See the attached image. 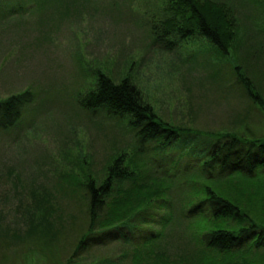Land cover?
Segmentation results:
<instances>
[{"label":"rangeland","instance_id":"obj_1","mask_svg":"<svg viewBox=\"0 0 264 264\" xmlns=\"http://www.w3.org/2000/svg\"><path fill=\"white\" fill-rule=\"evenodd\" d=\"M170 1L75 0L22 15L0 12V99L31 89L38 101L19 127L0 130V264H65L84 212L63 172L91 175L118 154H133L136 138L125 120L106 109L83 107L84 97L97 87L98 72L117 82L129 78L175 126L240 131V116H248L264 132V118L241 93L235 73L239 65L264 94V0H217L238 22L223 62L200 34L183 39L166 28L164 8ZM179 152L170 153L179 158ZM187 157L181 158L186 162ZM46 192L55 210L53 239L43 246L40 239L48 233L32 226L50 204L38 201ZM153 202L120 226L145 229L149 224L142 217L163 211ZM193 230L186 222L177 224L153 252L167 264H204L205 247ZM132 253L133 247L113 241L92 254L109 263L133 264ZM249 258L258 260L254 254ZM91 259L97 261L91 255L86 261Z\"/></svg>","mask_w":264,"mask_h":264},{"label":"trees","instance_id":"obj_2","mask_svg":"<svg viewBox=\"0 0 264 264\" xmlns=\"http://www.w3.org/2000/svg\"><path fill=\"white\" fill-rule=\"evenodd\" d=\"M71 1L75 0H1L0 12L22 15L44 4L54 7ZM169 4L164 11L169 13L165 26L170 32L183 39L200 34L213 46L217 60H228L238 22L227 4L217 0H171ZM238 66V87L264 118V94ZM96 78L97 87L82 100L84 109H106L125 120L137 146L133 154L115 156L103 171L91 175L84 169L80 170L83 175L73 169L63 172L84 212L75 248L65 264H114L92 254L113 241L133 247V264H167L162 254L153 252L154 244L184 222L195 227L193 233L205 247L204 264H263L264 132L254 128L248 116H240V131L205 133L175 126L144 100L129 78L117 82L103 72ZM37 103L31 89L0 99V130L19 127ZM173 150L190 157L184 162L182 156L170 153ZM49 193L39 195L41 206L50 204L32 226V231L48 233L40 239L43 246L53 239L55 209ZM152 202L163 211L142 217L149 224L147 229L120 226ZM251 254L258 260L249 258ZM90 255L97 261L88 263Z\"/></svg>","mask_w":264,"mask_h":264}]
</instances>
